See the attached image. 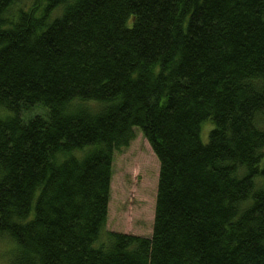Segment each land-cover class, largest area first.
Masks as SVG:
<instances>
[{"label": "trees", "instance_id": "obj_1", "mask_svg": "<svg viewBox=\"0 0 264 264\" xmlns=\"http://www.w3.org/2000/svg\"><path fill=\"white\" fill-rule=\"evenodd\" d=\"M14 1L0 0L7 264H264V0H29L4 20ZM134 127L159 162L149 238L103 230Z\"/></svg>", "mask_w": 264, "mask_h": 264}, {"label": "rangeland", "instance_id": "obj_2", "mask_svg": "<svg viewBox=\"0 0 264 264\" xmlns=\"http://www.w3.org/2000/svg\"><path fill=\"white\" fill-rule=\"evenodd\" d=\"M29 0H15L5 11L4 20L14 21L16 12L26 10ZM5 22V21H4ZM92 108L97 103L89 105ZM98 108V107H97ZM96 108V109H97ZM32 114L43 113L35 107ZM30 113V114H31ZM24 115L26 112L23 113ZM210 121L201 125L200 139L207 141L212 129ZM262 159L260 165H262ZM159 162L150 143L139 128H133V138L126 146L113 152L112 173L109 185V201L104 231L131 234L149 238L152 234ZM260 185L262 178L255 179ZM11 245L0 237V264H7Z\"/></svg>", "mask_w": 264, "mask_h": 264}]
</instances>
